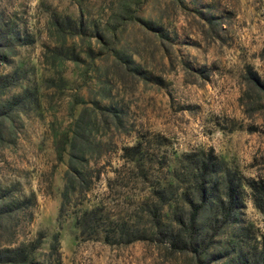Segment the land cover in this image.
Returning a JSON list of instances; mask_svg holds the SVG:
<instances>
[{
    "label": "rangeland",
    "instance_id": "obj_1",
    "mask_svg": "<svg viewBox=\"0 0 264 264\" xmlns=\"http://www.w3.org/2000/svg\"><path fill=\"white\" fill-rule=\"evenodd\" d=\"M0 264H264V0H0Z\"/></svg>",
    "mask_w": 264,
    "mask_h": 264
},
{
    "label": "trees",
    "instance_id": "obj_2",
    "mask_svg": "<svg viewBox=\"0 0 264 264\" xmlns=\"http://www.w3.org/2000/svg\"><path fill=\"white\" fill-rule=\"evenodd\" d=\"M203 185H201L200 188V198H204V194H202ZM203 201V200H202ZM234 202L235 197L233 195V191L231 190V184L228 183L226 187V192L224 193L223 198L218 197L215 201L216 206L220 208L223 212V219L227 218L231 212L234 210ZM192 209L190 210L189 216H188V225L193 226L199 211V206H195L192 202H189ZM258 206V205H257ZM182 222V221H181ZM182 244H186V242H182ZM195 248V245L193 246ZM184 248V247H182ZM196 250V249H195Z\"/></svg>",
    "mask_w": 264,
    "mask_h": 264
}]
</instances>
